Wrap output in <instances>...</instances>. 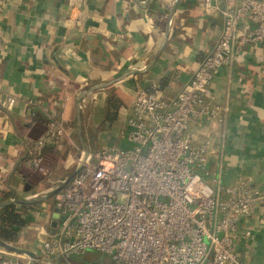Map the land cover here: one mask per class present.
Wrapping results in <instances>:
<instances>
[{
  "label": "crops",
  "instance_id": "1",
  "mask_svg": "<svg viewBox=\"0 0 264 264\" xmlns=\"http://www.w3.org/2000/svg\"><path fill=\"white\" fill-rule=\"evenodd\" d=\"M237 1L0 0V87L16 98L11 107L0 106V201L6 192L25 200L55 198L60 180L75 170V144L90 150L127 145L123 135L114 138L125 127L136 87L155 86L161 98L171 97L217 38L221 9ZM107 93L121 101L110 122L104 119ZM206 96L225 107L223 117L188 128L193 142L210 138L219 158L209 155L208 168L225 183L249 177L263 186L264 40L236 38ZM59 114L75 127L70 143L43 147L48 173L42 175L29 169L27 144ZM21 203H14L16 211L25 209ZM25 218L14 243L26 233L44 237L55 225L49 209H28ZM237 236L241 262L264 264V206L239 223Z\"/></svg>",
  "mask_w": 264,
  "mask_h": 264
},
{
  "label": "built area",
  "instance_id": "2",
  "mask_svg": "<svg viewBox=\"0 0 264 264\" xmlns=\"http://www.w3.org/2000/svg\"><path fill=\"white\" fill-rule=\"evenodd\" d=\"M220 12L217 38L171 97L136 87L125 117L127 145H74L75 170L60 180L50 209L54 227L37 237L32 256L0 245V264H92L74 258L89 250L108 255L99 264H243L238 226L264 206V185L249 177L223 182L207 166L209 155L219 158L210 138L193 142L188 125L223 117L225 107L206 96L208 83L228 63L236 38L264 40V0H238ZM15 100L0 87L1 107ZM73 129L64 115L50 116L27 144L29 169L47 174L43 147L70 143Z\"/></svg>",
  "mask_w": 264,
  "mask_h": 264
},
{
  "label": "trees",
  "instance_id": "3",
  "mask_svg": "<svg viewBox=\"0 0 264 264\" xmlns=\"http://www.w3.org/2000/svg\"><path fill=\"white\" fill-rule=\"evenodd\" d=\"M106 112L104 119L107 122L112 121L117 114V109L121 104V101L113 93H107L106 95ZM12 192H6L3 196V200H8ZM1 202V201H0ZM23 212L16 211L14 209V203H7L0 206V240L2 241H15L18 236V230L25 225L26 218L25 212L28 209L34 207L33 202H22ZM81 263L99 264L97 257L75 259Z\"/></svg>",
  "mask_w": 264,
  "mask_h": 264
},
{
  "label": "rangeland",
  "instance_id": "4",
  "mask_svg": "<svg viewBox=\"0 0 264 264\" xmlns=\"http://www.w3.org/2000/svg\"><path fill=\"white\" fill-rule=\"evenodd\" d=\"M83 110H84L83 113L86 114L87 110L85 109V107H83ZM87 124H88V123H87ZM88 125H89V124H88ZM90 126H91V125H90ZM74 127H75V124H74ZM97 128H98V126H97ZM100 129H103V128H100ZM123 132H124V128H123V130H122L121 132L117 133V135H116V137L114 138V140H116V139L121 140V135H123ZM113 144H114V143H113ZM95 148H98V146L95 147ZM95 148H93V149H95ZM75 150H77V149H75ZM36 176H38V175H36L35 173L33 174V176H30L29 181H28V184H31V181H32L34 178H36ZM38 202H39V201H38ZM53 202H54V195L51 194V195L47 196V197L43 200L42 203H36V205L33 207V210H36V209H43V212L46 211L47 209L50 210V209L52 208ZM45 208H46V209H45ZM44 209H45V210H44ZM28 213H29V212H28ZM30 219H31V218H30ZM46 225H47V224H46ZM25 230H27V232H28L29 228H25ZM31 232H32V231H31ZM24 234H25V233H24ZM24 240H25V241H23V242H21V243H18V242H17V243H14V244H15V245H21V246H27V244L30 243V244L33 245V247H35V245H37V239L35 238L34 233H26V234L24 235ZM95 256L97 257V260H98V261H100V259H101V261L106 262V260H107V256H108V255L103 254V253H99V252H97V251H93V250H89V251L87 252V254L83 255V257H85V258H91V257H94V258H95ZM81 257H82V256L76 255L74 258L79 259V258H81Z\"/></svg>",
  "mask_w": 264,
  "mask_h": 264
},
{
  "label": "water",
  "instance_id": "5",
  "mask_svg": "<svg viewBox=\"0 0 264 264\" xmlns=\"http://www.w3.org/2000/svg\"><path fill=\"white\" fill-rule=\"evenodd\" d=\"M99 86H102V85H99ZM86 91H83V93L81 94H84ZM77 106H78V103L76 102ZM76 125H77V132L80 133V121H79V115H78V111H77V120H76ZM82 146H83V143L81 142ZM47 195H42L41 197H38L37 199H32V200H25V199H21V198H18L16 196H13L11 199H8V200H3L0 202V206L1 205H4V204H7V203H15V202H31V201H35V200H38V199H42L44 197H46ZM52 220H51V224L53 225L55 223V218H56V214L53 213L52 214ZM0 245L2 246H5V247H8V248H11V249H14L16 251H22V252H25L27 253L28 255L32 256V252L29 250V249H26L24 247H16V246H11V245H8L5 241H2L0 240ZM31 264H34L33 261L31 262Z\"/></svg>",
  "mask_w": 264,
  "mask_h": 264
}]
</instances>
